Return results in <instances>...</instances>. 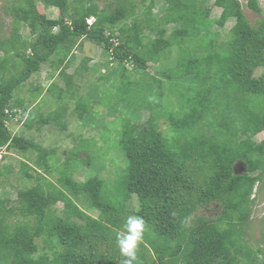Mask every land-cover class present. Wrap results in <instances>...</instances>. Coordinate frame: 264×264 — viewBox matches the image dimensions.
I'll use <instances>...</instances> for the list:
<instances>
[{
	"label": "trees",
	"instance_id": "trees-1",
	"mask_svg": "<svg viewBox=\"0 0 264 264\" xmlns=\"http://www.w3.org/2000/svg\"><path fill=\"white\" fill-rule=\"evenodd\" d=\"M39 1L59 16L41 14ZM98 1L16 0L5 9L13 23L11 33L2 30L0 38V154L7 148L37 157L31 165L22 162L20 171L22 180L35 178L34 184L15 201L0 196V264H120L116 237L130 215L145 220L135 264H264V255L258 261L263 251L245 235L256 185L264 179V140H255L264 132V74L256 76L264 68V19L252 24L239 0H163L160 16L155 10L161 0H102V7ZM249 7L262 13L256 0ZM83 39L102 47L116 75L96 63L91 75L107 69L100 79L77 70L60 77L47 91V111L30 112L23 132H11L8 118L25 115L30 102L17 92L43 65L51 67V78L71 69ZM7 59L12 63L4 68ZM152 64L163 65L160 77L149 73ZM85 77L91 98L76 88ZM106 85L113 91L110 102L102 95ZM36 91L44 89L31 90L32 99ZM215 91L222 102L217 117ZM73 99L72 114L92 122L99 120L95 106L110 105L103 130L110 120L123 122L121 151L128 166L119 181L91 177L113 163L97 162L102 147H90L95 139L80 135L60 163L55 148L25 136L45 126L67 131ZM242 163L246 170L237 173ZM81 169L94 170L82 186L75 177ZM55 172L53 182L48 176ZM58 203L63 217L51 208ZM213 204L220 215H199ZM87 210L98 211V218Z\"/></svg>",
	"mask_w": 264,
	"mask_h": 264
},
{
	"label": "rangeland",
	"instance_id": "rangeland-1",
	"mask_svg": "<svg viewBox=\"0 0 264 264\" xmlns=\"http://www.w3.org/2000/svg\"><path fill=\"white\" fill-rule=\"evenodd\" d=\"M16 0H0V38L3 36V33L1 32L4 30V33L10 34L12 29V23L13 18L5 13V9L8 8V6L12 2H15ZM159 1V0H157ZM200 1V0H199ZM214 0H209V2L206 5H210L213 3ZM240 3L243 5L244 12L248 18V20L252 24H256L259 20L264 19V0H256L262 9V13H257L254 10H252L249 7V2L251 0H239ZM162 3L163 0H161L158 3L157 9L155 10V15L160 16L164 11L162 9ZM98 4L102 7L104 5V2L102 0L98 1ZM38 10L41 14L46 15L50 19H55L59 16L60 12L56 8H47L45 4L42 2H37ZM218 11V10H217ZM219 13H215L212 15L213 18H217ZM128 26V25H127ZM232 26V23H229L226 25L224 30L221 34V39L225 40L228 35L230 34V28ZM172 29V28H171ZM126 29H123V32L125 33ZM26 32V30L24 31ZM83 49L82 50H76V61L71 66V69H67L62 73H56L53 78H51V67L49 65H43L41 72L35 74L26 84L22 91H18L16 97H21L30 99V102L26 103L27 111L25 115H18L16 118H13L10 116L7 121V126L9 127L10 131L14 134H20L23 132V126H24V120L27 118V115L36 110L42 112L47 111L46 109V101H49L50 94H47L49 87L53 82H58L59 78L62 76H65L67 74H73L74 70L79 71L80 73L84 74V76H89V80L93 79H100L101 74L106 73L107 69L105 67H101L100 72L93 73L91 75L90 70L93 66V64L96 63H102L103 65H108L111 72L116 75L117 69L116 65L111 63L110 59L106 56H103L102 54V47L95 44V42L91 39H83ZM26 53H21V57H26ZM148 55L145 54L143 57H147ZM8 62L4 64V68L9 67L11 65L12 59H7ZM163 69L162 64L157 65H151L149 69V73L151 75H157L158 77L161 76L160 70ZM264 74V68H260L256 72V76H261ZM134 76L138 77L139 75L137 73L134 74ZM115 77V76H114ZM77 85L76 88H82V94L91 98L92 94L91 91L88 88L87 78H79L77 79ZM62 86H64V83H61ZM40 86L44 91L41 94H38V91L35 92V98L32 99L30 92L34 88ZM111 87L110 85H106L105 89L104 86L101 87L103 89L102 95L105 97L106 101L110 102L112 100V94L113 91L108 88ZM114 86V85H112ZM38 94V95H37ZM213 109H212V116H219L222 111V102H221V95L219 91H215L214 93V101H213ZM71 108L69 111V115L66 116L67 120L69 121V128L65 132H61L58 130V132H55L50 129V126H45L41 130H37V128L33 129L32 131L25 132V136L28 138H32L36 140L39 143H42L46 147L55 148L58 151L60 163L65 161L67 155L77 147L79 142V136L83 135L84 139H95L97 143L90 144V147L92 146V149L94 151L97 150V148L102 147V151L99 154V156L102 159H99L97 162H104L105 160L112 165H109L110 167L106 168L105 170H99V173L97 170L91 169V171H94L93 175H91V171L86 172L85 169H81L79 172L76 173V179L79 181V185L82 186L84 183L86 177L91 175L98 176L100 179H104L107 183H112L114 180L119 181L124 175H125V169L128 166L127 159L125 155L121 151V137L120 133L123 130V122L120 118H116L115 120H110V125L107 127L103 126L107 124L105 121L110 116L108 114L109 106H105L104 104H99L95 106L94 111L98 113L99 120H96L92 122V120L89 119H80L77 117L76 113L72 114L75 109V100L73 99L71 101ZM51 110L54 108L53 106L49 107ZM121 108L124 110V104L121 106ZM108 109V111H107ZM19 111H23V109H19ZM72 114V115H71ZM106 116V117H101ZM117 116V115H116ZM101 117V119H100ZM109 120V119H108ZM101 121L102 123H99ZM141 121L143 119L141 118ZM162 131H166L168 129V125L165 120H162L160 122ZM85 126V127H84ZM101 128V129H99ZM73 134V135H71ZM256 142H261L264 140V132L260 133L256 138ZM95 148H94V147ZM97 146V148H96ZM87 152L83 151L82 157H87ZM36 154H23L19 151H14L11 149H4V153L0 154V169L5 171L8 169L11 171V174L3 172L0 174V196L8 197L10 200L15 201L17 199L18 192L21 189H24L28 186H32L35 182V178L32 180H26L21 179L20 171H21V163L26 162L30 165L33 163V161L36 158ZM105 163V162H104ZM241 163V162H240ZM245 165L239 164L237 165L236 172L237 173H243L245 171ZM31 174H36L32 170L30 172ZM115 173V175H114ZM100 174V175H99ZM6 176L10 177L11 179L6 181ZM59 177L58 173L52 174V176H48V179L52 180L53 182L56 181V179ZM4 181V182H3ZM115 198H119L118 196ZM254 199V203L252 205V215L249 224L245 227V235L247 237V241L251 244L254 249L258 246L263 252L258 254L259 260H263L264 255V239H263V231H264V179L260 181L256 185L254 196L252 197ZM54 211V216L63 217L64 215V208L63 204L58 203L54 204V206L51 207ZM87 213L92 216L93 218H98V211L95 210H87ZM221 210L219 209L217 204H213L209 208L201 209L199 212L200 216H204L208 219L213 218L214 216L220 215ZM78 223H83V221L78 220ZM40 243V242H39ZM150 257V256H148ZM174 261H171L170 263H173ZM175 262L174 264H176ZM151 264H159V262L155 261Z\"/></svg>",
	"mask_w": 264,
	"mask_h": 264
},
{
	"label": "clouds",
	"instance_id": "clouds-1",
	"mask_svg": "<svg viewBox=\"0 0 264 264\" xmlns=\"http://www.w3.org/2000/svg\"><path fill=\"white\" fill-rule=\"evenodd\" d=\"M94 23V18L88 19ZM87 21V22H88ZM89 24V23H88ZM92 24H89L92 26ZM145 233V220L141 216L130 215L127 217L123 230L117 233V245L122 257L120 264H135L137 251L143 242Z\"/></svg>",
	"mask_w": 264,
	"mask_h": 264
},
{
	"label": "built area",
	"instance_id": "built-area-1",
	"mask_svg": "<svg viewBox=\"0 0 264 264\" xmlns=\"http://www.w3.org/2000/svg\"><path fill=\"white\" fill-rule=\"evenodd\" d=\"M92 22H93L92 20H89V21H88L89 24H92Z\"/></svg>",
	"mask_w": 264,
	"mask_h": 264
}]
</instances>
